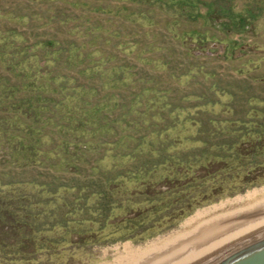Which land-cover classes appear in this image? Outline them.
<instances>
[{"label": "rangeland", "instance_id": "rangeland-1", "mask_svg": "<svg viewBox=\"0 0 264 264\" xmlns=\"http://www.w3.org/2000/svg\"><path fill=\"white\" fill-rule=\"evenodd\" d=\"M177 1L197 4L198 14H174L172 5ZM241 14L250 17L245 22L238 21ZM0 29H13L15 37L19 34L23 38V44L9 46L11 51H16L17 46H29L30 55L37 56L31 58L32 62L48 74L75 76L84 87L82 111L88 117L86 127L91 129L81 138V146L63 147V160L47 151L59 145L64 134L55 131V124L46 122V116L39 123L33 121L31 126L50 134L51 141L42 146L45 153L39 163L31 161L30 152L25 156L13 153L9 161L0 156V175L8 173L12 180L91 185L104 178L92 170L93 163L103 154L118 155V166L105 175L115 178L119 171L133 168L145 159V155L135 159L121 157L128 150L144 144L159 145L155 133L171 121V113L181 117L191 114L201 122L197 128L186 129L203 132L200 137L205 143L196 150L208 152L212 144L229 142L234 129L225 124L216 131L211 118H244L248 101L263 105L264 0H0ZM51 52L53 61H49ZM97 61L100 69L84 77L81 69L89 63L94 66ZM0 69L7 75L5 64L0 63ZM119 69L126 70V81L119 79L124 75ZM12 81L19 82L16 77ZM37 82L46 95L56 100L63 98L53 89L55 86L45 85V78ZM64 106L69 110H57L48 104L50 109L54 107L56 121L72 127L77 111L70 99ZM32 141L28 134L22 143L30 145ZM190 143L182 141L175 150L186 151ZM107 149L111 153H106ZM254 160L263 162L264 155ZM262 187L264 177L241 190L194 206L175 222L154 225L155 230L145 231L153 226L150 221L133 226L136 234L124 232L121 236L88 239L75 235L64 253H25L23 257L37 262L21 264H111L117 256L126 255L123 245L144 247L180 230L181 224L197 210ZM29 190H34L32 185ZM60 210H53L57 218H62Z\"/></svg>", "mask_w": 264, "mask_h": 264}, {"label": "trees", "instance_id": "trees-1", "mask_svg": "<svg viewBox=\"0 0 264 264\" xmlns=\"http://www.w3.org/2000/svg\"><path fill=\"white\" fill-rule=\"evenodd\" d=\"M191 2H174V14L185 17L197 15L198 5ZM249 17L241 14L238 21L245 22ZM15 35L13 29H0V63L5 64L8 71L5 75L0 69V156L9 158L6 159L9 161L13 153L25 156L30 152L31 161L39 163L40 156L45 153L42 146L51 141V135L32 127L31 123H39L46 116V122L55 124V131L60 130L65 136L59 145L47 153L64 160L63 147L81 146L84 144L81 138H84L86 131H91L86 127L88 117L82 111L84 87L77 83L73 75L48 74L35 65L31 58L37 56L30 55L29 46H17L14 48L16 51H11L10 45L24 43L19 34L18 38ZM53 54L49 53V61L55 59L51 57ZM89 64L81 69L84 77L100 69L96 66L100 64L98 61L94 66ZM119 70L124 74L119 79L126 81V70ZM14 77L19 80L18 83L12 81ZM42 78H45L46 86L47 83L55 86L53 89L63 98L56 100L46 95L43 86L37 82ZM15 97L24 98L16 101ZM69 99L77 111V118L71 122L72 127L56 121L54 112V107L69 110L64 106ZM262 102L263 105L259 106L257 102L248 101L249 108L244 118H211L210 123L216 131H221L225 124H230L234 129L230 132L232 137L229 142L212 144L208 152L196 150L199 144L205 143L200 137L203 132L187 131L192 127L197 128L201 122L191 114L181 117L180 114L171 113V121L155 133L160 140L158 146L144 144L121 156L135 159L137 155H145L143 162L119 171L115 178H107L106 173L118 166V155L108 157L103 154L93 163L92 170L97 176L102 173L104 178L98 177L100 180L91 185L26 182L12 180L8 173L0 175V264L37 262L32 257H23L25 253L32 256L60 255L70 249L65 250V246L72 245L71 240L75 235L88 239L107 238L109 234L121 236L124 232L136 234L137 228L133 229L136 225L150 221L153 226L145 231L151 230L155 228L154 225L175 222L194 206L216 196L256 183L260 177H264V161L254 160L264 155ZM48 104L54 107L50 109ZM165 107L169 108L168 104ZM215 132H211V135H216ZM28 134L33 138L30 145L22 143ZM182 141L191 143L186 151L177 152L176 146ZM56 151L59 153L55 154ZM105 152L111 153V149ZM105 158L107 160L103 161ZM13 162L17 161L14 159ZM30 185L34 190H29ZM55 208L61 209L59 214L62 218H57V213L53 212ZM19 255L22 256L20 259Z\"/></svg>", "mask_w": 264, "mask_h": 264}, {"label": "bare ground", "instance_id": "bare-ground-1", "mask_svg": "<svg viewBox=\"0 0 264 264\" xmlns=\"http://www.w3.org/2000/svg\"><path fill=\"white\" fill-rule=\"evenodd\" d=\"M181 227L144 247L123 245L126 255L111 264H201L212 259L264 230V187L199 209Z\"/></svg>", "mask_w": 264, "mask_h": 264}, {"label": "water", "instance_id": "water-1", "mask_svg": "<svg viewBox=\"0 0 264 264\" xmlns=\"http://www.w3.org/2000/svg\"><path fill=\"white\" fill-rule=\"evenodd\" d=\"M201 264H264V230L244 238Z\"/></svg>", "mask_w": 264, "mask_h": 264}]
</instances>
